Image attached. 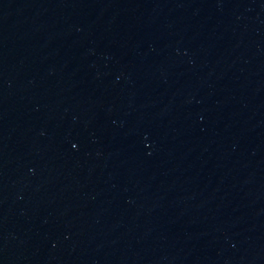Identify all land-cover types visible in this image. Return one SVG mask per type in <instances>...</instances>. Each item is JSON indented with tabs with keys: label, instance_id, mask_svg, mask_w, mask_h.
Here are the masks:
<instances>
[{
	"label": "water",
	"instance_id": "95a60500",
	"mask_svg": "<svg viewBox=\"0 0 264 264\" xmlns=\"http://www.w3.org/2000/svg\"><path fill=\"white\" fill-rule=\"evenodd\" d=\"M0 264H264V0H0Z\"/></svg>",
	"mask_w": 264,
	"mask_h": 264
}]
</instances>
